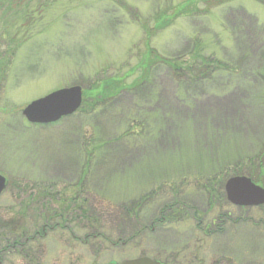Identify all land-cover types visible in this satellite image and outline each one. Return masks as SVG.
I'll use <instances>...</instances> for the list:
<instances>
[{"label":"rangeland","instance_id":"rangeland-1","mask_svg":"<svg viewBox=\"0 0 264 264\" xmlns=\"http://www.w3.org/2000/svg\"><path fill=\"white\" fill-rule=\"evenodd\" d=\"M43 1L0 9L32 18L0 23V242L31 238L0 264H264V205L212 195L231 166L264 177V5ZM107 81L119 97H84ZM71 86L81 111L26 121L29 103Z\"/></svg>","mask_w":264,"mask_h":264},{"label":"water","instance_id":"water-1","mask_svg":"<svg viewBox=\"0 0 264 264\" xmlns=\"http://www.w3.org/2000/svg\"><path fill=\"white\" fill-rule=\"evenodd\" d=\"M82 88L71 86L49 93L29 103L22 115L30 124L47 125L73 115L81 106ZM6 179L0 175V196L6 189ZM224 191L227 201L237 207H258L264 205V188L254 184L249 178L235 176L229 178ZM122 264H161L150 258L124 261Z\"/></svg>","mask_w":264,"mask_h":264},{"label":"trees","instance_id":"trees-1","mask_svg":"<svg viewBox=\"0 0 264 264\" xmlns=\"http://www.w3.org/2000/svg\"><path fill=\"white\" fill-rule=\"evenodd\" d=\"M255 1H257V2H259V3H261V4L264 5V0H255ZM25 2L26 3H33L32 5H34L35 7H41L42 8V11L45 10V8L48 6V5L45 4V2L43 0H25ZM25 2L23 0H19L18 2H17V0H0V9H2V5L3 4H7V6L9 4H11V6L18 7V6H21V4H25ZM43 4H44V8H43ZM5 9H7V8H5ZM10 11L12 12V10H10ZM4 12L5 11H3L0 14V23L3 20H6L9 23V21H13V20L17 19V20L22 21L23 28H26L27 29L29 27V24L32 21L31 15H29V12H28L27 9H20V12H19V14L16 17H12V16L10 17L8 15L9 17H7V19L4 18L7 15V14L4 15L3 14ZM2 23H1V25H2ZM4 26H6V24ZM37 26L41 27L42 24H39ZM37 26H35V27H37ZM8 36H9V39H8L9 41H13V38H15V35L12 36V34H11V36L8 34ZM9 44H11V42H9ZM147 57L149 58L150 56L148 55ZM148 58H146V61H144L145 64L144 63H142L143 65L141 64L142 66H144L142 68H145V69L147 68V70L150 69L151 66H152V64H153L151 61L147 60ZM162 63L164 65H166L167 68H169V69H171L173 71L174 70H177V68H179V66L177 65V63L176 62H173L172 60L171 61L164 60ZM203 65H204L203 62H201L199 65H192V68H190V70L193 73H198L199 70H202L203 69ZM173 81L175 82L176 85L186 83V82H184L182 80L181 81H178L177 80V82H176V80L173 79ZM99 82L100 81H97L93 85L100 84ZM112 83H113V81H107L106 82V85L105 84H101V85H99L98 88L96 87L98 89L97 92H95L92 95L90 94V92H88V94L86 96H84V97L87 100L88 99L95 100L97 104H100V103H103V102H106V101H110V100H114V99H116V97H119L120 96V94H121V92H122L123 89L120 86L117 87V88H113L112 87ZM141 83H143V80L142 81H138L137 83H134L133 87L140 86ZM108 84H110L109 87H107ZM103 85H105V87ZM96 88H94L91 92H94L96 90ZM84 105L85 104H84V100H83L82 106L80 107V109L78 110V112L81 111V109H83L82 107ZM263 154H264V150H263V152L260 153V157H259L260 159L262 158V156H264ZM231 167H232V170L227 173V177L225 179L230 178V177H234V176H246V177L250 178L256 184H260V183H263L264 184V177L262 176V172H260L259 174H257V173H254L253 174V173H251V169L249 168V171H246L245 173H243L242 170H240V169H238L236 167H233V166H231ZM225 179L221 180L218 183V185H216L215 190H214V194H212L213 197L218 198V200H224L223 183H224ZM8 187H9V185L7 183V188ZM7 188H6V190H7ZM219 216H221V215H218L217 218H219ZM221 217H220V219H221ZM45 218H47L46 221H48V222H52V219H54L55 221L57 219H62L63 220L62 222H64V220H65L64 219V216H57L51 210L50 211H47V216ZM215 221H216V219L212 220V222L210 223V225L213 224V223H215ZM62 222H61V224H62ZM52 226H54V225H52ZM208 226H207V228H208ZM6 229H8L10 232H13L12 231V228H6ZM89 230H91V232H92L95 229H89ZM206 230H208V229L205 228L203 230V232H206ZM20 235L24 236L23 234H20ZM33 235L35 236L37 234L34 232ZM13 236H15V235H13ZM13 236H11V237H13ZM13 238L14 239H13L12 243H9V244L6 243V240L4 242L3 241L0 242V253L1 252L7 253L9 250L10 251H13V250H23V247L26 245L25 241L28 242V241L31 240L30 237H28L27 239L26 238L23 239V238H21V236H18V237L15 236ZM153 259H155L157 261H160L162 263L168 264L167 261H162V260H160L158 258H153ZM167 260H168L169 263L171 262V264L174 263V261L171 259V257H169Z\"/></svg>","mask_w":264,"mask_h":264},{"label":"flooded vegetation","instance_id":"flooded-vegetation-1","mask_svg":"<svg viewBox=\"0 0 264 264\" xmlns=\"http://www.w3.org/2000/svg\"><path fill=\"white\" fill-rule=\"evenodd\" d=\"M51 229H53V227ZM51 229H49V228H43V234L45 235L46 230H51ZM36 234L39 235V233H36Z\"/></svg>","mask_w":264,"mask_h":264},{"label":"bare ground","instance_id":"bare-ground-1","mask_svg":"<svg viewBox=\"0 0 264 264\" xmlns=\"http://www.w3.org/2000/svg\"><path fill=\"white\" fill-rule=\"evenodd\" d=\"M143 258V257H142ZM147 258V257H146ZM138 259V258H137ZM151 259V258H150ZM152 260H154V261H157V260H155V259H152ZM157 262H159V263H162V262H160V261H157Z\"/></svg>","mask_w":264,"mask_h":264}]
</instances>
